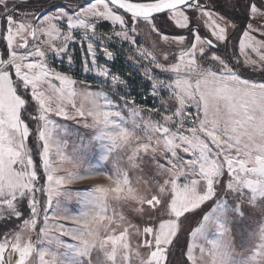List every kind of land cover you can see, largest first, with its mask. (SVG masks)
Returning <instances> with one entry per match:
<instances>
[{
	"label": "snow or ice",
	"instance_id": "obj_1",
	"mask_svg": "<svg viewBox=\"0 0 264 264\" xmlns=\"http://www.w3.org/2000/svg\"><path fill=\"white\" fill-rule=\"evenodd\" d=\"M0 7V221H21L0 231V264H117L123 237L100 238L95 231L109 217L106 189L92 184L81 196L71 186L100 172L120 179L119 173L92 169L86 157L99 148L107 160L134 129L145 127L144 111L160 117L154 130L163 139L165 159L149 158L167 175L161 195L147 201L151 211H141L131 224L141 237L137 247L146 250L137 264H173L178 245V264H264V243L239 258L223 247L233 227L264 223V214L250 219V209L264 204V78H245L238 70L241 57L246 67L264 70V0H247L248 23L237 56L229 55L225 43L234 22L201 0H87L74 12L22 19L9 0H0ZM193 9L206 34L192 28L189 37L157 27L156 18L166 16L175 28L187 29ZM102 22L112 25L111 32L98 33ZM141 22L159 37V52L137 45ZM114 38L137 48L147 65L143 75L154 81L149 94L168 93L155 110L137 111L127 94L121 106L103 89L92 91L50 63L79 39L105 84L110 76L114 86L126 84L98 64L101 55L106 64L115 59L108 43ZM153 66L168 74L167 81ZM192 107L195 115L187 111ZM147 151V145L138 148L136 159ZM174 194L186 202L180 205ZM62 196L83 199L84 209L62 214L55 206ZM197 210L203 213L198 226L180 244L183 221ZM122 259L132 264L131 255Z\"/></svg>",
	"mask_w": 264,
	"mask_h": 264
},
{
	"label": "rangeland",
	"instance_id": "obj_2",
	"mask_svg": "<svg viewBox=\"0 0 264 264\" xmlns=\"http://www.w3.org/2000/svg\"><path fill=\"white\" fill-rule=\"evenodd\" d=\"M28 0H9V7L15 5L17 10V19H22L26 15L31 18L36 13L45 11L42 15H50L55 13L57 10H67L68 12H74L78 10V7L85 4L84 0H48L47 4L40 6H34L30 9H25V4ZM203 1V0H201ZM222 5L229 10L233 7L234 15L237 17L242 32L244 31L245 25L248 23L247 19V0H221ZM22 7V8H21ZM1 12L3 11L0 7ZM190 25L187 29L175 28L170 21H167L166 16H158L156 18L157 27H162L166 32L170 34H187L191 35L190 30L196 28L202 34H206V29L202 22H200L196 11H189ZM167 21V22H166ZM233 29V28H232ZM229 30L228 35L232 31ZM112 30V25L107 22H102L100 27L97 29L98 33H109ZM117 31L121 29L117 28ZM137 45L143 46L144 48L159 52L160 48L156 43L159 37L155 33L150 34V30L146 25L141 22L140 27L137 28ZM242 32L237 31L233 35V40L230 41L228 49L230 50V56L239 55V41ZM109 43V51H112L115 55V59L111 62L105 63L104 57L101 55L98 59V64L101 67L110 69L111 73L118 75L121 80L126 81V84H120L114 86L112 84L111 76L108 77V83L105 84V78L98 75V68H91V58L87 56V45H81L79 39L77 42L71 44L68 49L67 55L60 57H50L51 65L58 71L70 75L73 79L78 81L80 84L91 85L92 91H103L110 96L114 101L119 102L123 106L121 97L125 94L128 95L130 100H134L135 104L132 107L136 108L137 111L140 109H152L155 110L159 106L160 97L167 100L168 93L166 91L160 93V97H154L149 93L152 92V85L154 81L149 80L143 75L145 62L139 59V53L136 47H130L127 42L121 43L119 39H113ZM162 44L163 41H160ZM222 46V47H220ZM223 50L224 45H219ZM170 52H178V49L169 48ZM252 59L258 60V57L254 53H249ZM71 56V63L68 62V56ZM88 61L87 67L90 69L86 71L85 61ZM244 57H241V63L239 71H242L245 78H251L259 81L264 78V70L246 67L243 65ZM210 66H205L208 68ZM153 70L159 75V78L167 81L168 74H160L158 69ZM3 101L0 100V104ZM175 109H173L174 111ZM192 115H195V108L188 109ZM127 115V113H125ZM142 118L145 127L134 129L132 134L124 140L123 143L119 144L117 149L114 150L111 156L107 160H101L100 149L96 148L90 152L86 157V162L94 170L112 171L113 173H119L120 179L113 180L106 178L103 172L97 173L95 178L83 181V183H76L72 185L74 191L81 193V196L86 194V190H90L92 184L102 185L106 189L107 194V207L109 217H102V223L96 228V235L100 238H106L112 236L114 233L119 237H123L119 240L117 248L121 249V254L117 257V264H125L122 257L131 255L132 264H137L138 260L146 255V250L137 247V242L141 238L136 235L137 230L131 227V224L135 223L136 217H139L141 211L148 213L151 210L147 208V201L152 199L154 195H161L160 187L164 183L167 175V169L157 164L155 159L149 157H159L165 159L163 156L164 143L163 139L155 132L154 125L159 115H150L148 111L142 112ZM58 123L64 124L62 118L53 117ZM71 123V122H68ZM190 126V125H186ZM36 127L35 124L32 126ZM91 134V130L81 129V133ZM144 145L148 146L146 156L143 152L140 153V159H136L137 149L143 148ZM67 166V165H66ZM87 170V169H85ZM39 195V194H38ZM164 196L167 193L163 194ZM174 199L179 202L180 205L185 203V198L182 195L174 194ZM249 202H245V207L248 206ZM55 206L59 209L62 214L76 215L84 209L83 199L77 197H60L56 200ZM212 207L209 204L204 209L209 211ZM206 211V212H207ZM198 213V210H197ZM197 213L188 214V218L184 220L185 224L183 229L187 231L190 224H193V218ZM264 214V204L256 205L250 209V219L254 220L258 215ZM51 215V214H50ZM27 218V217H26ZM145 219L149 218L144 216ZM42 220V216H41ZM2 222V221H0ZM21 221L15 223H8L7 226L4 224L0 225V231H7L9 228H13L20 224ZM105 225H108L105 227ZM198 224L195 227H197ZM188 227V228H187ZM193 228V229H194ZM264 228V223L260 225H253L252 228L233 227L231 232H225L223 238V247L230 253H235L239 258L249 253L250 250H254L258 243H264V232L260 229ZM65 239H68L67 237ZM15 256V254H14ZM177 260L181 259L176 257ZM176 260V261H177ZM175 261V260H174ZM179 261L173 264H178ZM237 264H240L238 260Z\"/></svg>",
	"mask_w": 264,
	"mask_h": 264
},
{
	"label": "trees",
	"instance_id": "obj_3",
	"mask_svg": "<svg viewBox=\"0 0 264 264\" xmlns=\"http://www.w3.org/2000/svg\"><path fill=\"white\" fill-rule=\"evenodd\" d=\"M47 1L48 0H28L27 3L25 4L26 8L25 9H30L34 6H40V5H43V4H47ZM242 1V0H241ZM16 7V6H15ZM22 8V7H21ZM0 12H1V9H0ZM205 209H208V208H205ZM207 210H204V212H206ZM203 213L200 212L198 210V213L194 216L193 218V224H190L188 227H190L189 229H187V231L184 230V233L181 234V241H180V244H183L184 243V240L186 238V235L188 233H190L192 231V229L194 228V226H196L198 224V222L200 221L201 217H202ZM26 218V217H25ZM16 222V221H15ZM3 225L4 226H7V224L4 223V221L0 222V225ZM184 224L185 222L183 221V224H182V228L184 227ZM187 227V228H188ZM181 247L178 245L175 249H173V255L171 257V260L176 263L177 261V258L176 257H180L181 258ZM175 260V261H174ZM177 260V261H176Z\"/></svg>",
	"mask_w": 264,
	"mask_h": 264
},
{
	"label": "flooded vegetation",
	"instance_id": "obj_4",
	"mask_svg": "<svg viewBox=\"0 0 264 264\" xmlns=\"http://www.w3.org/2000/svg\"><path fill=\"white\" fill-rule=\"evenodd\" d=\"M202 4H204L207 8L213 10V11H216V12H219L221 15L225 16L226 18H228L229 20L233 21L234 24H235V28L232 29V31L230 32V34L228 35V39L227 41L225 42L226 45H230V41H232L233 39V35L239 31L242 32V29H240V25H239V21H238V18L236 17H233L234 15L236 16V12L234 13V9L233 7L230 8V10H232L233 14L229 11V10H226V8L224 7V5H222L221 3V0H203L201 1ZM222 47V46H220Z\"/></svg>",
	"mask_w": 264,
	"mask_h": 264
},
{
	"label": "water",
	"instance_id": "obj_5",
	"mask_svg": "<svg viewBox=\"0 0 264 264\" xmlns=\"http://www.w3.org/2000/svg\"><path fill=\"white\" fill-rule=\"evenodd\" d=\"M84 1L87 2V0H84ZM168 2H172V0H168ZM44 12H45V11L43 10V11L39 12L38 14H39V15H42Z\"/></svg>",
	"mask_w": 264,
	"mask_h": 264
}]
</instances>
